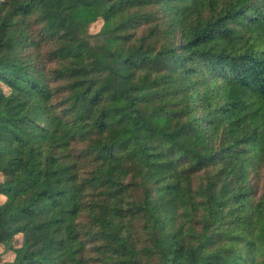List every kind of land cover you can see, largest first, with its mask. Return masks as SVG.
Returning a JSON list of instances; mask_svg holds the SVG:
<instances>
[{"label":"trees","instance_id":"16d2710c","mask_svg":"<svg viewBox=\"0 0 264 264\" xmlns=\"http://www.w3.org/2000/svg\"><path fill=\"white\" fill-rule=\"evenodd\" d=\"M0 247L264 264V0H0Z\"/></svg>","mask_w":264,"mask_h":264},{"label":"rangeland","instance_id":"374dc122","mask_svg":"<svg viewBox=\"0 0 264 264\" xmlns=\"http://www.w3.org/2000/svg\"><path fill=\"white\" fill-rule=\"evenodd\" d=\"M93 31V28L91 29ZM20 243V238L16 237L15 244ZM13 259V255L10 252H3L0 247V264H10Z\"/></svg>","mask_w":264,"mask_h":264}]
</instances>
